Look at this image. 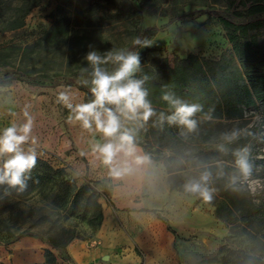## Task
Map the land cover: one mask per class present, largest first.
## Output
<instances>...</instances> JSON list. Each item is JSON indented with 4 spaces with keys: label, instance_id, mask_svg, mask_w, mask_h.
Segmentation results:
<instances>
[{
    "label": "rangeland",
    "instance_id": "1",
    "mask_svg": "<svg viewBox=\"0 0 264 264\" xmlns=\"http://www.w3.org/2000/svg\"><path fill=\"white\" fill-rule=\"evenodd\" d=\"M131 1L142 14V26L157 27V32L148 38L153 41L146 53L149 60L165 57L172 66L190 52L217 58L229 46L222 28L208 21L206 6L185 0V15L170 21L169 16L163 13L169 11L171 0ZM54 7V0H41L26 17V31L18 34L14 40L21 42L31 39V29L39 23L49 25L48 15ZM121 30L113 28L106 33L110 49L121 48L120 37L127 41L124 34L119 36ZM12 36L9 32L0 33V41ZM98 39L95 37L94 45L97 48ZM65 88L71 89L74 103L85 102L83 91L77 85L63 84L61 78L43 85L20 80L0 85V129L12 122L22 123L27 108L35 118L32 133L35 143L30 140L24 145L25 151L34 147L39 157L53 165L64 166L77 179L78 184L86 176L100 180L108 187L109 200L99 197L103 212L99 228L92 231L86 222L77 221L79 237L72 240L86 241L89 252L104 249L103 256L95 264H131L132 258L138 264L264 263V212L246 224L229 223L226 220L229 217L241 220L243 215L240 207L244 203L247 208H251L249 200L264 210V101L256 107L243 108L240 117L214 119L194 116L197 121L195 131L188 132L179 126L175 135L165 132L157 123L152 124V120L157 118V112L146 123L125 121V127L136 129V137L148 151L162 156L160 160L151 159L154 172L151 180L130 181L135 193L133 200L145 204L138 208L121 205L113 196L114 190L124 181L112 179L108 169L91 151L93 142L103 141L102 135L84 130L78 123L67 122L68 110L56 102L57 92ZM232 129L242 131L240 138L226 147V151L218 150L216 144L220 143V134ZM206 145L212 148L205 150L199 159L187 161L184 158L177 161L175 158L167 161L165 157L172 150L190 153ZM245 146L250 148L249 162L252 165L251 174L247 177L236 169L235 157L232 155L234 150ZM203 165H207L212 172L213 185L221 187L227 197L224 202L226 205L218 202L221 197L219 193L206 202L198 195L169 188L168 167L175 173L173 183L183 185L186 177L203 170ZM30 203L31 200L22 202L10 195L0 194V249L9 254L7 259L11 257L12 245L22 238L30 237L38 241L39 247L31 246L33 259L37 251L43 255V247L47 246L38 237L23 235L24 229L30 225V218L15 224L17 219L9 215L10 209L13 212L28 211ZM217 203L223 204L219 215L216 213ZM1 216H5L14 238L8 237L6 231L2 230L4 226ZM71 223L75 224V221ZM39 229L33 227L31 231L37 232ZM15 252H19L17 247ZM54 252L58 264H74L67 250ZM245 255L255 256L258 263L249 262Z\"/></svg>",
    "mask_w": 264,
    "mask_h": 264
},
{
    "label": "trees",
    "instance_id": "2",
    "mask_svg": "<svg viewBox=\"0 0 264 264\" xmlns=\"http://www.w3.org/2000/svg\"><path fill=\"white\" fill-rule=\"evenodd\" d=\"M40 1L0 0V33L13 34L10 39L0 41V85L12 80L43 85L61 78L65 85H77L83 91L84 101L88 102L92 99L89 86L80 80V69L87 67L83 58L90 46L100 52L110 50L106 33L113 28H122L119 36L124 34L128 39L124 41L120 37L121 48L140 53L141 71L137 78L149 77L145 87L157 112L152 124L162 126L165 132L175 135L179 127L166 121L162 124L159 120L160 113L167 116L173 111L162 99L166 91L185 103L201 105V111L195 116L214 119L240 117L243 108L256 107L264 101V0H188L206 6L208 21L222 28L229 46L217 58L190 52L172 66L165 57L149 60L148 47L139 49L132 44L137 36L152 37L157 27L142 26V14L131 0H54L55 7L48 15L49 25L39 23L31 29V39L16 42L14 37L26 31V17ZM184 4L185 0H171L169 11L163 14L168 15L170 21L180 19L185 15ZM95 37L99 38L98 48L94 45ZM108 68L111 70L112 66L108 65ZM136 143L151 159L162 158L148 151L137 137ZM211 148L206 145L190 153L171 149L172 153L165 157L167 161L175 158L177 161L184 158L191 161L199 159L205 150ZM167 172L169 188L183 190V185L173 183L175 173L169 167ZM26 178L27 187L23 191L3 184L0 185V194L7 192L22 202L31 200L28 211H9V215L17 219L15 224L30 218V225L24 229L23 235L38 237L47 244L43 247V261L28 264H58L54 250L66 252L67 245L79 237L77 221L86 222L92 231L99 228L103 218L99 197L109 200L108 187L102 181L86 176L78 184L64 166L53 165L39 156L37 165L26 174ZM207 186L213 192L212 196L217 197L219 193L218 202L226 205L227 197L221 187H215L212 180ZM248 202L251 208L241 203V220L230 217L226 220L246 224L264 212L260 205L251 200ZM222 203L216 204L218 215ZM1 218L2 230L14 238L5 216ZM33 227L40 229L32 232ZM245 258L258 263L253 255H245Z\"/></svg>",
    "mask_w": 264,
    "mask_h": 264
},
{
    "label": "clouds",
    "instance_id": "3",
    "mask_svg": "<svg viewBox=\"0 0 264 264\" xmlns=\"http://www.w3.org/2000/svg\"><path fill=\"white\" fill-rule=\"evenodd\" d=\"M132 44L143 49L151 47L153 41L137 36ZM83 59L87 62V67L80 69V80L89 86L92 99L74 103L75 97L71 89L59 90L56 102L68 110L67 122L78 123L82 129L102 135L103 141L93 142L91 151L108 169L112 179L151 180L154 176L151 158L138 149L136 129L124 125L125 121L146 123L156 115L148 99L149 90L145 87L149 77L145 75L137 78V73L141 71L139 51L121 48L100 52L90 46ZM108 65L112 66L111 70ZM162 99L173 109L167 116L160 113L159 120L162 124L166 121L169 125L183 127L188 132L195 131L197 121L193 117L201 111V105L185 103L167 91ZM34 123V116L26 108L22 123L12 122L0 129V185L7 184L9 188L18 191L27 187L26 174L38 162L34 147L27 151L24 149V145L30 140L35 143L32 136ZM241 134L240 129L222 132L220 143L216 144L217 149L226 151V146L237 141ZM232 155L239 173L244 177L249 176L252 170L249 162L250 148L245 146L236 149ZM202 168L198 173L186 177L183 190L185 193L198 195L207 202L212 199V192L207 186L212 172L207 165Z\"/></svg>",
    "mask_w": 264,
    "mask_h": 264
},
{
    "label": "crops",
    "instance_id": "4",
    "mask_svg": "<svg viewBox=\"0 0 264 264\" xmlns=\"http://www.w3.org/2000/svg\"><path fill=\"white\" fill-rule=\"evenodd\" d=\"M138 149L142 154L144 153L141 147L138 146ZM122 181H124V184H121L120 187L113 192V196L118 200V202L124 206H138V208L144 207L145 204L143 201L133 200L135 193L132 186L130 185L131 179H125ZM32 245L39 247L38 241L30 237L22 238L16 241L14 245H12V251L10 253L11 257L8 259L7 255L9 254H6V251L0 249V264H28L32 262H41L43 260V255L40 253V251L35 252L34 255L36 257L34 259L32 258ZM16 247L19 250L18 253L15 252ZM66 250L74 264H95L97 263V259L102 257L104 254V249L101 248L89 252L87 250V242L82 240L78 242H70L67 245ZM131 262V264H138V262L133 258Z\"/></svg>",
    "mask_w": 264,
    "mask_h": 264
}]
</instances>
